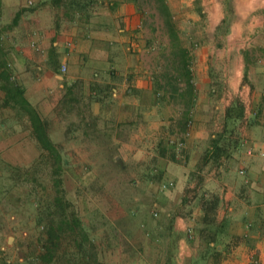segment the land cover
I'll list each match as a JSON object with an SVG mask.
<instances>
[{"label":"crops","instance_id":"obj_1","mask_svg":"<svg viewBox=\"0 0 264 264\" xmlns=\"http://www.w3.org/2000/svg\"><path fill=\"white\" fill-rule=\"evenodd\" d=\"M165 1L177 37L163 23V44L177 66L161 74L160 55L152 51L156 6L146 11L138 0H33L31 6L2 0L4 21L24 9L8 34L15 73L43 114L45 108L53 111L64 85L77 78L114 80L117 123L126 127L117 138L114 130L115 147L106 154L119 184L108 188L107 173L89 161L88 205L82 210L102 264H250L251 257L264 264V158L246 152L264 146V106L260 91L242 83V50L264 29V0H229L233 22L221 44L203 37L193 51V35L183 41L175 19L183 14L195 31L204 24L214 33L225 0H200L202 15L195 14L194 0ZM176 45L187 50L183 68ZM235 98L243 102V119L226 121L225 109ZM232 125V133L223 130ZM167 181L173 185L160 189ZM211 196L218 200L216 221L224 223L221 231L213 227V248L205 245L213 229L202 221L203 199ZM216 249L222 257L213 261ZM30 253L8 261L26 264Z\"/></svg>","mask_w":264,"mask_h":264},{"label":"trees","instance_id":"obj_2","mask_svg":"<svg viewBox=\"0 0 264 264\" xmlns=\"http://www.w3.org/2000/svg\"><path fill=\"white\" fill-rule=\"evenodd\" d=\"M155 2L163 16L168 34L175 39L177 32L172 22L173 13L165 0ZM23 10H16L9 21H4L3 3L0 0V132L7 137L20 135L18 139L29 142L35 154L27 161H13L0 150V216L24 204L32 208L37 227L36 248L26 257V264H102L101 248L84 219V208H80L67 194L69 156L52 137L51 121L26 97L25 86L15 73L10 57L8 34L17 25ZM232 16L233 8L229 0H225L223 17L213 34L217 46L221 44L220 37L227 34ZM252 39L242 50V83H246L250 89L260 91V103L264 106V29L256 31ZM176 47L182 53L183 68L187 63V50L179 45ZM258 64L262 66L261 69H257ZM115 87L114 80H93L85 83L83 79L77 78L64 85V93L53 111L56 115L64 117L75 114L78 122L69 121L67 129L69 131L71 126L81 127L83 141H86L91 138L93 132L89 133V129L97 130L98 120L104 110L113 115ZM94 102L100 106L96 115L91 109ZM86 114L91 118L86 120ZM257 114H260V110ZM243 116V102L235 98L225 109V120H241ZM101 121L102 126L106 128V119L102 118ZM116 127H120V123L116 124ZM223 130L232 133L234 127L232 125ZM12 198L17 201L13 202ZM217 202L216 196L203 199L202 221L208 231L215 225L220 231L224 227L223 222L216 221ZM261 228L264 232V221ZM215 232L213 229L205 235L206 246L209 247L210 242L215 244ZM236 240L238 239L235 238L234 242ZM227 246L228 244L222 251L227 252ZM210 247L213 248V245ZM222 251L216 249L212 253L213 261L222 257ZM4 254L0 248V264H11Z\"/></svg>","mask_w":264,"mask_h":264},{"label":"rangeland","instance_id":"obj_3","mask_svg":"<svg viewBox=\"0 0 264 264\" xmlns=\"http://www.w3.org/2000/svg\"><path fill=\"white\" fill-rule=\"evenodd\" d=\"M25 4L27 6H31V4L27 3L25 0ZM200 0H194L193 4L197 6ZM141 7H145L144 9L147 11L149 7H155L156 2L155 0H138ZM181 8L184 7V4L176 3ZM199 5V4H198ZM202 7H194L196 15H202L200 13V9ZM224 10V8H223ZM200 13V14H199ZM7 17V15H6ZM4 16V19H6ZM185 16L182 14L179 19H175L177 26L179 27V34L182 36L183 41L188 38L189 33L192 34V38L190 39V43L188 44L190 51L199 47V42L204 37V39H214L213 30L204 24L201 25L200 31H195V28L189 26L187 22H184ZM202 19V18H201ZM233 22V16L230 21ZM163 16L159 13L157 14V31L154 33L156 37V41H154L153 45V52L158 53L160 55V69L161 74L166 72L165 70L174 69L175 64L174 55L173 58L170 56L171 49L168 44H163L165 36V29L163 27ZM207 23V22H206ZM158 41V42H157ZM188 41V40H187ZM169 55V56H168ZM168 57V60L166 59ZM172 58V59H171ZM215 67H217V63H213ZM261 65H257V69H261ZM165 69V70H164ZM92 112L96 115L99 113V105L92 107ZM44 113L43 115L46 116L51 122V135L54 140L64 149V151L69 156V162L71 165V161H75V166H70L69 170L67 171L68 174L66 176V188L68 197L71 200L76 199L81 202L80 206L85 208L87 204L86 197L88 196L87 193V181H88V163L89 161L95 162V167L97 171L100 173L106 172L108 175V188L111 190H115L117 188L118 180L115 178L114 171L116 167H113V160L112 156L106 154V151L109 149H113L115 147V142L113 141L112 134L115 130L114 137H120L123 133V129L126 126L116 127V123L118 119H121L120 108L114 107L112 112L113 115L110 114L109 111L104 110L102 118L108 122L107 127H103L102 121L98 120V128L96 131L89 129V133H91V138H87L86 141H83L82 136V128L71 126L70 130L68 131L67 125L69 121L78 122V118L75 114L69 115L67 117L58 116L54 113V111H50L48 109H42ZM264 116V114H263ZM112 117V118H110ZM86 120L90 119L91 117L86 114ZM116 122V123H115ZM118 124V123H117ZM103 127V128H102ZM106 129V130H105ZM108 129V130H107ZM0 132V150H2L3 154L5 155V151L7 152L6 156L13 161H27L31 159L35 152L29 142H25V140L17 139L20 135H15L13 137L3 136ZM94 136V138H93ZM13 143V144H12ZM257 148V147H256ZM95 150V151H91ZM81 164V165H80ZM105 170V171H104ZM118 183V184H117ZM76 184L79 186L82 185L83 189L76 188ZM84 190V191H83ZM13 199V198H12ZM17 201V199H13ZM87 217L85 216L84 219ZM37 234V227L35 225L34 214L32 208L30 206L24 204L21 207L10 210L8 213L3 214L0 216V248L3 247L4 256L7 259H11V261L17 259L18 256H24L28 251L32 252L33 244L35 242V236ZM13 244L16 245L17 249L9 248V245ZM32 248V249H30Z\"/></svg>","mask_w":264,"mask_h":264},{"label":"built area","instance_id":"obj_4","mask_svg":"<svg viewBox=\"0 0 264 264\" xmlns=\"http://www.w3.org/2000/svg\"><path fill=\"white\" fill-rule=\"evenodd\" d=\"M27 3L32 4L33 0H27ZM64 69H65V66L62 65L61 70L63 71ZM187 134H188V132L186 131L185 135H187ZM181 144H182V141L177 142V145H181ZM246 152L249 155L256 154L259 157L264 158V146H262L260 148H256V149L248 148ZM243 172H244L243 169H241L240 173H243ZM172 185H173L172 181L162 182V183H160V189H164V188H166L168 186H172ZM250 264H256V260L253 257L250 258Z\"/></svg>","mask_w":264,"mask_h":264}]
</instances>
